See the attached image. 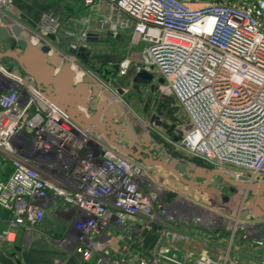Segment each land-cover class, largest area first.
<instances>
[{
	"label": "built area",
	"instance_id": "2783aa9c",
	"mask_svg": "<svg viewBox=\"0 0 264 264\" xmlns=\"http://www.w3.org/2000/svg\"><path fill=\"white\" fill-rule=\"evenodd\" d=\"M200 1L78 0L81 17L44 12L27 22L15 0H0V16L9 22L0 24L9 33L8 49L15 51L22 39L10 33L17 26L29 45L47 47L68 64L73 82L90 78L110 95L107 101L124 108L110 80L68 49L88 50L90 38L129 33V47H140L134 72L162 79L160 91L175 98L186 120L175 127L172 136L179 139L172 141L126 107L127 114L117 111L114 121L120 131L117 119L133 122L135 139L113 145L75 123L33 78L0 57V171L7 164L10 169L0 178V211L6 214L0 244L12 243L18 229L29 233L51 213L68 226L57 244L83 264H264V216H243L251 192L236 188L223 202L222 189L229 185L213 175L247 187L264 182V0L192 6ZM129 65L128 59L119 63L116 76ZM143 138L161 150L160 161L131 151ZM158 161L173 166L174 174L152 166ZM170 182L206 193L215 203H193ZM236 196L233 216L227 205Z\"/></svg>",
	"mask_w": 264,
	"mask_h": 264
},
{
	"label": "crops",
	"instance_id": "0c3cea01",
	"mask_svg": "<svg viewBox=\"0 0 264 264\" xmlns=\"http://www.w3.org/2000/svg\"><path fill=\"white\" fill-rule=\"evenodd\" d=\"M16 2H23L22 4L24 5L19 6L16 4ZM205 2H207V0H201L200 4H193L192 6L198 7ZM15 5L18 12L23 13L24 10L28 13V16H30V20L27 22L37 20L40 16V13L42 14L43 12L47 11H54V13H57L63 18L68 19H73L74 17L78 16L81 17L83 16V14H85V11L82 9V6L78 2V0H41V3L31 0H15ZM19 18L22 19L20 16ZM69 26L70 24L68 23V26L64 25V28L66 29ZM121 36H126V38H128L126 41V43L128 44L129 33H122L120 37ZM119 41L120 38L113 41V44H107V46L109 48L114 47L115 44ZM95 42L98 41L96 39L91 41V43ZM132 48L134 50H140V47L138 46H133ZM1 51L4 52V54L8 53V50L3 49ZM106 65L108 66L109 63H106ZM88 79L91 81L90 78ZM80 84L81 82H73V92L67 95L69 102L70 100L75 101L81 98L80 91L76 89V87ZM88 85L90 84H86L85 89V103L87 106L85 108L77 106L75 110L81 115V117H83L85 121L91 120V122H88L89 124H87L86 127H83L81 124L78 125H80L84 129L89 130L90 132H97L102 134L106 138V140L113 145L115 144L123 147L122 140L118 137L117 130L119 127L114 121V114L117 115V110L112 107V103L110 101L104 99L102 95H104L105 92H99L96 97L91 96V89L88 87ZM154 88L155 86L153 88H150V90L152 91ZM44 92L46 93L45 90ZM122 103L124 104L123 99ZM118 107L121 109L120 111H127L123 106L119 104ZM129 110L131 109L129 108ZM139 118L145 123H149L155 120V118L153 117L151 120H145L142 117ZM159 121L161 122V120ZM159 128L164 131L163 128ZM122 150L125 151L124 153H127L129 149L123 148ZM131 151L135 154V156L148 158L149 160L157 158V160L160 161V158L164 157L161 150L155 149L148 138H143L139 143L135 144ZM159 161L153 162L152 166H155L158 169H164L172 175L174 174L172 172L173 166L167 165L165 161H163L164 166H162V163H160ZM170 167L172 170H170ZM9 170V164H7L3 168V170L0 171V178H6ZM187 171L188 170H185L184 172L186 173V175L195 177L193 171ZM177 172H180V170H177ZM5 216L6 214L0 211V217L2 218V220L0 221V231L6 228V223L4 221L6 218ZM67 230V223L61 221V219H59L56 215L47 213L43 221L29 233L23 231L22 229H18L17 231H15V238L12 243L3 242L0 244V264H54L56 260L63 261V264H83L80 257L75 254H70L67 257L65 251L61 249L57 244V241L66 234Z\"/></svg>",
	"mask_w": 264,
	"mask_h": 264
},
{
	"label": "water",
	"instance_id": "95a60500",
	"mask_svg": "<svg viewBox=\"0 0 264 264\" xmlns=\"http://www.w3.org/2000/svg\"><path fill=\"white\" fill-rule=\"evenodd\" d=\"M0 24L6 26L9 22L0 16ZM10 33L17 36L20 33L22 39L17 43L18 48L15 51L8 50L7 54H0V57H5L7 61H11L17 65V69L22 73L33 78L35 84L40 90L46 91V97L51 104L56 106L58 109L67 113L68 116L77 124H81L83 127H86L88 122L91 120L85 121L83 117L79 113L76 112V107L79 106L81 108H85L87 105L85 103V89L86 84L91 89V96L96 97L99 94V91L95 85L91 84V81L88 78H82L81 84L76 87L78 91H80L81 98L79 100L69 102L67 95L73 92L72 85L74 74L69 68L68 64L59 63V57L52 53L48 55L49 49L44 46L33 47L26 42L28 35L25 32H20V29L17 26H12L10 29ZM53 39V36L49 37ZM120 36L116 35L113 37H108L109 44H113L114 40L119 39ZM9 39V33L0 26V46H4L7 48L9 45L7 43ZM91 40V38L89 39ZM68 53L75 55L81 61H88L90 53L83 47L78 48L76 51L73 49H68ZM118 69L117 64H113L110 66H102L100 69L94 70V73L104 80H109V78L115 74ZM162 84V79H154L152 75L146 71H138L132 75L131 83L134 88H137L140 85L150 86L153 88L154 83ZM116 94L120 97L123 95L121 89L116 90ZM104 99L109 100L110 95L104 94L102 95ZM112 107L121 113V109L117 104L112 103ZM155 125L164 129L167 136L171 138L172 141H177L179 139V134L177 136H172V131L174 129V125H167L160 122L157 118L154 120ZM117 123L121 124L124 131H120L118 128V137L122 141H128L132 143L135 139V131L138 128L135 127L133 122H130L127 118L117 119ZM116 129V128H115ZM164 166L163 164H161ZM180 170H183L182 165L178 167ZM197 175L203 177V170L197 169ZM213 175L219 176L229 185L222 189L224 193H226L222 201L227 202L229 195L236 192V188L248 189L252 196L254 197L253 201L249 205V209L243 213V216L248 214L249 212L255 218H261L264 216V182L253 184L251 186H245L243 184H234L232 181L227 179V177L220 173L214 172ZM184 184L189 185L195 188V185L192 182H188L186 180H181ZM220 184H213L216 188L219 187ZM203 187H200L201 189Z\"/></svg>",
	"mask_w": 264,
	"mask_h": 264
},
{
	"label": "rangeland",
	"instance_id": "374dc122",
	"mask_svg": "<svg viewBox=\"0 0 264 264\" xmlns=\"http://www.w3.org/2000/svg\"><path fill=\"white\" fill-rule=\"evenodd\" d=\"M31 1L41 3V0ZM22 3L23 2H16V4L19 6L24 5ZM47 12L54 13V11ZM19 16L24 21L30 20V16H28V13L24 10L23 13L19 12ZM127 39L128 38H126V36H121L120 41L117 42L114 47L110 48L107 46V44H109L107 40H97L98 42L90 43L89 51L91 56L86 67L94 73V70L98 69L102 65H105L106 63L119 64L122 61L128 59L130 65L125 75L118 77L115 74L112 77V80H110V85L113 88L125 91L122 96L124 105L127 108L129 107L132 112H135L139 117H142L145 120H151L153 117L158 118L164 124L181 127L185 124L186 120L180 106L172 95L163 94L160 91L159 85L157 83L153 84L155 88L152 91L150 90V86L140 85L137 88H134L133 84L131 83V78L134 74L136 66L139 63L140 50H134L133 48L129 47V45L126 43ZM62 47H65L64 44ZM168 185L171 189L183 193L182 196L193 203L202 206H209L211 203H215L206 193H200L196 191L191 192L189 187H182L176 183L170 182ZM240 197L236 196L234 200L232 198V202L227 205V210L232 213L233 216L237 215L239 211L238 207Z\"/></svg>",
	"mask_w": 264,
	"mask_h": 264
},
{
	"label": "trees",
	"instance_id": "16d2710c",
	"mask_svg": "<svg viewBox=\"0 0 264 264\" xmlns=\"http://www.w3.org/2000/svg\"><path fill=\"white\" fill-rule=\"evenodd\" d=\"M86 65H88V63H85ZM198 165H200V166H203V164L202 163H200V162H196Z\"/></svg>",
	"mask_w": 264,
	"mask_h": 264
},
{
	"label": "bare ground",
	"instance_id": "6f19581e",
	"mask_svg": "<svg viewBox=\"0 0 264 264\" xmlns=\"http://www.w3.org/2000/svg\"><path fill=\"white\" fill-rule=\"evenodd\" d=\"M76 74H80V72L78 71ZM91 82H92V81H91ZM91 84H94V85H95V83H93V82H92ZM64 151H66V150L64 149Z\"/></svg>",
	"mask_w": 264,
	"mask_h": 264
},
{
	"label": "flooded vegetation",
	"instance_id": "af4514ba",
	"mask_svg": "<svg viewBox=\"0 0 264 264\" xmlns=\"http://www.w3.org/2000/svg\"><path fill=\"white\" fill-rule=\"evenodd\" d=\"M7 48H12V46L9 45V46H7Z\"/></svg>",
	"mask_w": 264,
	"mask_h": 264
}]
</instances>
